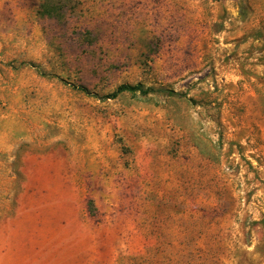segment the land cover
Here are the masks:
<instances>
[{"label":"rangeland","instance_id":"rangeland-1","mask_svg":"<svg viewBox=\"0 0 264 264\" xmlns=\"http://www.w3.org/2000/svg\"><path fill=\"white\" fill-rule=\"evenodd\" d=\"M0 264H264V0H0Z\"/></svg>","mask_w":264,"mask_h":264},{"label":"trees","instance_id":"trees-1","mask_svg":"<svg viewBox=\"0 0 264 264\" xmlns=\"http://www.w3.org/2000/svg\"><path fill=\"white\" fill-rule=\"evenodd\" d=\"M44 8H46V13L51 16V17H56V18H63L66 15V12L64 11V7L58 4H50V5H44ZM244 13H245V8H244ZM74 88L90 95L92 92L91 90L85 86V85H75ZM164 92H168L171 95H176L177 92L174 90H169V89H161ZM137 91H142L146 92L147 89H145L144 85L141 83L138 84H131V83H124L121 84L120 86L117 87L115 91L112 93L106 95L107 98H117L119 95L125 92H137Z\"/></svg>","mask_w":264,"mask_h":264}]
</instances>
